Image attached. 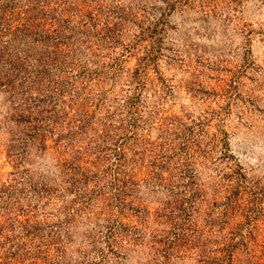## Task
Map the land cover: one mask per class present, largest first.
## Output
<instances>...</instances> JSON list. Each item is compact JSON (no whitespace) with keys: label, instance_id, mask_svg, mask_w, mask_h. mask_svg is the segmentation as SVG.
Segmentation results:
<instances>
[{"label":"rangeland","instance_id":"obj_1","mask_svg":"<svg viewBox=\"0 0 264 264\" xmlns=\"http://www.w3.org/2000/svg\"><path fill=\"white\" fill-rule=\"evenodd\" d=\"M0 264H264V0H0Z\"/></svg>","mask_w":264,"mask_h":264},{"label":"trees","instance_id":"obj_2","mask_svg":"<svg viewBox=\"0 0 264 264\" xmlns=\"http://www.w3.org/2000/svg\"><path fill=\"white\" fill-rule=\"evenodd\" d=\"M40 2H44V3H46L47 2V0H28V6H29V12H34V11H38V12H40ZM39 9V10H38ZM34 19H36L33 15H32V17L30 16L28 19H27V27H26V29H25V36H27V38H32L33 39V41H41V39H39V38H36V37H40L37 33L38 32H35V31H33V29L31 30L30 28L33 26V28H34V25H33V22H34ZM47 37L48 38H51L52 37V39H55L52 35L50 36V35H47ZM42 41H44L43 43L44 44H46V42H45V39L43 40L42 39ZM28 46H27V51H28ZM25 53V52H24ZM26 56H28L29 57V55L26 53L25 54ZM24 55V56H25ZM22 58L21 57H19V61L21 60ZM36 62H37V65H41V58L40 59H37V60H35ZM26 62H27V60H26ZM42 62H43V59H42ZM18 70H19V68H18ZM31 69H29V68H26V70H25V72L23 73V66L21 65V67H20V70L17 72V74H24V75H26V73L27 72H29ZM31 75V74H30ZM29 75V76H30ZM24 79L26 80V78L24 77ZM32 82H34V81H32ZM6 87H9V90L12 92L11 94L12 95H14L15 94V92H14V90L15 89H13V87H12V85H10L9 83L6 85ZM21 119V118H20ZM31 119V117H28V116H26V118L24 117L22 120H20V121H29ZM27 121H26V123H27Z\"/></svg>","mask_w":264,"mask_h":264}]
</instances>
